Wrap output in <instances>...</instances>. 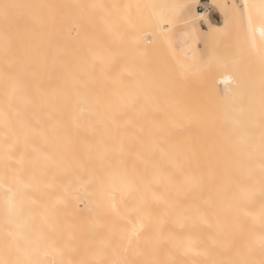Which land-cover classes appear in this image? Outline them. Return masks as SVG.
Here are the masks:
<instances>
[{
	"label": "bare ground",
	"instance_id": "obj_1",
	"mask_svg": "<svg viewBox=\"0 0 264 264\" xmlns=\"http://www.w3.org/2000/svg\"><path fill=\"white\" fill-rule=\"evenodd\" d=\"M110 1L95 15L98 0H0V243L8 245L7 260L264 264V145L249 138L242 147L224 145L214 114L178 112L177 104L171 112L163 101L157 107L160 99L150 100L157 82L151 88L140 71L145 36L126 12L113 14L119 2ZM192 4L181 8L188 15L177 36L181 50L222 26ZM104 6L114 9L108 17ZM122 13L118 29L102 24ZM255 31L264 40V24ZM216 82L214 90L225 93L236 84L228 73Z\"/></svg>",
	"mask_w": 264,
	"mask_h": 264
},
{
	"label": "rangeland",
	"instance_id": "obj_2",
	"mask_svg": "<svg viewBox=\"0 0 264 264\" xmlns=\"http://www.w3.org/2000/svg\"><path fill=\"white\" fill-rule=\"evenodd\" d=\"M103 1L100 3L98 0L100 8L98 5L94 6L97 8V11H94L95 15L98 11L102 12L104 10L102 8ZM115 1L114 3H116ZM185 1L190 4L194 3L192 8L195 9L196 13L204 12L213 23L222 26L216 36L209 38L202 36L197 39L196 43L185 47V50L184 48L181 50V47H178L177 36L186 27L184 24L188 15L181 9ZM110 2H113V0ZM117 2H119V5H115L116 8L114 7L115 10H110L111 13L109 11L111 8L109 7H112L114 3H110L112 6L104 4L109 8L104 6L109 12L107 11L108 14L105 12L104 15L102 13L98 14L101 20H103L102 17L107 19L113 10V14L118 11L126 12L125 15L129 18L131 17V19H128L122 13L125 18L119 14L121 17V19H118L119 22L116 19L117 14L116 16L114 15L115 18L110 16L117 20H115L114 24H112L114 20L111 23H109L111 20H108L109 22L106 21L107 25L106 23H101L106 28L110 24V28L115 30L118 29L122 19L127 18V20H130L128 24L135 20V22L131 23L132 26L138 24L137 26L141 29L139 31L138 27H136L140 32L139 35H141L139 37L143 38L145 36L142 40L143 42L139 45L142 44L144 47L141 45L143 51L144 49L147 51L144 57L146 60L148 59L147 61L143 59L142 48H138L139 46L136 45L138 46L137 50L140 49L141 58L143 59L141 60V65L145 63L146 65L142 66L144 68L147 67L140 70L141 72L144 70L142 73H145L144 75L141 73V76H145V78L143 77L144 83L157 82L154 83V88L153 84L150 85L153 90L151 91L150 88L152 93L149 92L151 93L150 100L155 97L160 99V101L156 102H160L157 107H163L161 106V101H163L164 104L166 103V109L171 107L169 105H172V109L168 108L172 110L171 112H177L174 110L177 104L181 107V109L177 107L178 112L183 107L186 109V111L183 109L185 113L190 111L194 113L200 112V115L214 114L217 123L216 129L224 132V135L222 134L220 137L224 145L242 147L248 145L243 141L247 140V138L253 142L249 143L251 145H264V40L258 38L255 31L258 24H264L261 21V15L264 14L263 0H122V2L118 0ZM200 6H204L205 9H201ZM208 6L210 10H208ZM191 12L188 14L191 15ZM105 15L107 16L106 18ZM196 17L200 19H198L200 26L206 29V21L201 16ZM101 20L97 21L100 23ZM179 22L182 24V28L179 26ZM116 24H118L117 28L116 26L113 27ZM159 27L162 30L158 31L157 28L159 29ZM125 28L128 29L129 27L126 25ZM133 28L135 29V27ZM136 29L133 30L131 27L129 31L136 32ZM137 33H134V36ZM158 33L159 35L160 33L162 34L159 39L162 36L165 38L164 41L157 39ZM136 37H138V34ZM151 42L152 44L153 42L155 43V47L151 45ZM150 45L153 52H151ZM149 50L150 57H148L149 55L147 56ZM187 50L193 53L188 54ZM138 53L137 57L139 58L140 55ZM227 73L231 74L236 81V84H232V91L225 93L219 88L214 90L212 86H214L215 82H218V79ZM154 74L157 79L155 81L152 78ZM149 78H152L151 82H147V80H150ZM162 97L167 102L161 100ZM152 101L151 103H153ZM160 108H158L157 112ZM255 138L261 140V142L259 140L257 142ZM71 217L72 212L70 214L65 212L66 219L68 218L71 221ZM7 250L8 245L3 242L0 243V264H10L7 260ZM65 255H71L69 250L66 251Z\"/></svg>",
	"mask_w": 264,
	"mask_h": 264
},
{
	"label": "snow or ice",
	"instance_id": "obj_3",
	"mask_svg": "<svg viewBox=\"0 0 264 264\" xmlns=\"http://www.w3.org/2000/svg\"><path fill=\"white\" fill-rule=\"evenodd\" d=\"M261 21L264 22V14L261 15ZM264 34V33H262Z\"/></svg>",
	"mask_w": 264,
	"mask_h": 264
},
{
	"label": "built area",
	"instance_id": "obj_4",
	"mask_svg": "<svg viewBox=\"0 0 264 264\" xmlns=\"http://www.w3.org/2000/svg\"><path fill=\"white\" fill-rule=\"evenodd\" d=\"M200 8H201V9H205V7H204V6H200ZM208 8H209L208 10H210V7H209V6H208Z\"/></svg>",
	"mask_w": 264,
	"mask_h": 264
}]
</instances>
